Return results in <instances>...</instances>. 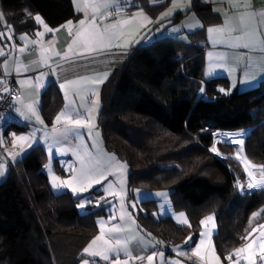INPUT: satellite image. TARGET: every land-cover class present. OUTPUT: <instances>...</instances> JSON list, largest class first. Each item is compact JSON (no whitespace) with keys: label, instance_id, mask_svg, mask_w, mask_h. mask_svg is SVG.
<instances>
[{"label":"trees","instance_id":"trees-1","mask_svg":"<svg viewBox=\"0 0 264 264\" xmlns=\"http://www.w3.org/2000/svg\"><path fill=\"white\" fill-rule=\"evenodd\" d=\"M0 9L17 40L41 29L37 14L53 29L78 16L73 0H0ZM193 9L211 21L205 0H195ZM189 11L170 20L178 22ZM189 36L190 42L162 38L130 52L103 84L100 128L105 146L129 165L132 191L168 190L173 210L189 219L182 225L171 215L156 216L158 199H146L135 214L143 231L161 242L193 247L201 237V221L215 214L216 248L228 264L225 257L247 240L242 237L264 223L263 210L254 222L264 206V189L241 190L238 184L248 171L237 158L242 148L251 165H264V82L232 91L227 77L206 78L200 46L205 32ZM64 106L63 91L52 84L43 94L47 120L52 122ZM215 130L230 131L229 140L245 133L242 146L220 140V155L209 151L218 141ZM46 161L39 145L0 183V264H80L83 249L100 232L98 217L109 214L107 200L96 206L103 193L98 188L80 196L57 192ZM89 196L90 203L84 200ZM81 202L85 210L78 207Z\"/></svg>","mask_w":264,"mask_h":264},{"label":"crops","instance_id":"crops-1","mask_svg":"<svg viewBox=\"0 0 264 264\" xmlns=\"http://www.w3.org/2000/svg\"><path fill=\"white\" fill-rule=\"evenodd\" d=\"M205 1L211 8V21H204L193 9L195 0H118L115 6L122 9L119 13H116L113 8H109L102 9L97 14L96 23L101 29L116 21L129 20L134 13L139 11L143 12V16L147 17L148 21L143 20L142 17H135L131 24L121 23L124 35L118 41H112L113 45L119 44V47L113 46L104 51L89 53L85 52L82 46L74 45L73 53L67 57L64 56V53L79 28L78 21L84 18V12L78 11V8H84L86 0H75V2L73 0L78 16L70 20L72 21L70 26L72 35H69L68 28L62 27L66 22L54 28L59 29L55 32H46L42 25L41 29L34 34H21V36H26L25 40L16 39L13 29L7 24L4 11L0 9V14L3 16V19H0V31L11 33L12 36L11 39L5 36L0 40V49L4 52V55L0 56V81H3L0 83V94L8 90L7 76L15 73L16 83L21 94L16 101V113L25 124L21 130H18L17 127H10L2 134L0 183L7 179L13 165L39 145L45 150L47 156L44 169L51 183L54 185L53 176L60 180L71 179L80 168L79 158L75 154L76 150L82 154L87 148L93 154L100 155L99 165L108 173L106 180L101 184H93L89 190L98 188L103 192L98 197L97 207L103 205V200H107L105 206L110 205L109 214L98 217L99 227L100 223H103L105 229L115 225H119L122 229L114 235L122 242H126L132 257L128 259L121 252L119 258L122 261L128 259V264H131V261L149 264L147 257L156 253L151 264H209L214 252L220 257V264H227L217 251L214 238L216 233L210 239L200 237V240L202 238L204 240L201 256L205 257L204 260H201L188 251L199 245L200 240L193 247H190L188 243L168 244L143 231L135 214L142 210V202L147 199L140 195L148 193H144L142 189L132 191L129 165L105 146L99 122L102 108L101 91L109 75L127 61L130 52L135 48L150 46L162 38L190 42L189 33L204 30L205 38L200 46L204 48L205 52L203 72L206 78L225 76L230 81L232 91L248 90L260 86L264 82V0ZM160 4L163 6L158 8L160 10L156 15L154 14L155 6ZM188 11L189 13L180 21L172 22L170 20L178 13ZM107 12H112V15H106ZM90 18L91 9H89ZM210 29L213 31H209ZM38 32L43 35H37ZM20 48H24L25 51L20 52ZM77 52L84 54L78 55ZM41 53L48 60L46 65L41 62ZM104 73L108 74L106 78ZM93 80H102L103 82L96 85L91 82ZM68 81H78V83L68 84ZM52 84L59 86L64 93L65 106L61 111H66L73 118L85 120L91 115L93 128L73 129L67 139L58 132H54V128L62 129L64 125L56 124L55 118L52 122L48 121L43 112V94ZM62 84L67 86L61 88ZM93 92L96 94L93 95ZM93 101H96L95 107ZM30 108L35 110V114ZM37 115L43 123L37 120ZM13 134L17 137L34 134L30 136L32 146L28 147L22 141L14 143ZM77 134L79 138L73 139V136ZM120 165H126V168H121ZM254 168H258V166ZM252 176L257 181L262 179L259 169L252 172ZM55 183L59 185V181ZM109 185H111L112 192L109 191ZM121 185H123L122 190ZM54 189L57 192L69 191L74 196L89 192L88 190L74 194L70 187L63 185L54 187ZM101 197L104 198L101 199ZM133 200L136 204L135 208ZM83 209L85 210L86 206ZM171 210L172 212L167 215L173 216L178 221L176 214L181 212L173 210L172 205ZM155 214L159 217L163 216L159 212V208ZM260 218L261 213L255 217L254 222L257 223ZM188 223L189 220L187 223L179 224L187 225ZM258 225L260 224L255 225L256 231H252L248 239L238 247H244L255 241L252 249L243 253L239 258L233 256V261L238 260L239 264H248L246 257L250 252H254L253 258L256 260V264H262L259 259L262 230ZM99 246L100 242L96 247ZM161 252L163 253L162 257L159 255ZM181 252L186 254H180ZM85 257L94 258L98 262L104 261L99 256L93 257L86 254ZM137 257H144V259L141 260ZM113 259L115 256L110 254L108 263L111 264ZM228 264L231 262L229 261Z\"/></svg>","mask_w":264,"mask_h":264},{"label":"snow or ice","instance_id":"snow-or-ice-1","mask_svg":"<svg viewBox=\"0 0 264 264\" xmlns=\"http://www.w3.org/2000/svg\"><path fill=\"white\" fill-rule=\"evenodd\" d=\"M75 2V0H74ZM116 3H118V0H86V4L84 8H78V11H83L84 12V18L80 19L78 21L79 28L75 33L74 38L72 39L71 43L69 44L67 50L64 53V56L67 57L70 53H73L74 49L73 46H82L85 52H96V51H104L106 48H111L113 46L119 47V44L113 45L112 41L116 40L118 41L123 35V31L121 30V23L123 24H131L135 17H142L143 20L148 21V18L143 16V12L139 11L133 14V17L130 18L129 20H125L123 22L121 21H116L111 24H107L101 29L97 23V14L102 10V9H109L113 8L116 13H119L122 9L120 7H116ZM175 6V5H174ZM89 9H91V18L89 19ZM106 15H112V12H107ZM167 15V14H165ZM103 18V17H102ZM0 19H3L2 14H0ZM35 21L43 25L44 29L46 32H55L58 31L59 29H52L48 27L47 24L44 23L42 17L37 14L34 17ZM72 21H68L65 25L62 27L68 28L69 29V35H72L71 31V26ZM213 31V30H209ZM222 31V30H220ZM37 35H43V33H37ZM5 36L8 37V39H11V33L8 32H2L0 31V40H2ZM20 40H25L26 36H20ZM33 43H36V41H33ZM126 46V45H124ZM247 47V45H245ZM20 52H24V48L19 49ZM76 54L82 55L84 54L83 52H77ZM4 52L2 49H0V56H3ZM59 55V53H57ZM41 62L43 64H47L48 60L44 57L43 53H41ZM104 77L108 75L107 73L103 74ZM38 79V78H37ZM84 79V78H82ZM93 84L98 85L99 83H102V80H93L91 81ZM0 83H3V81H0ZM68 84H75L78 83V81H68ZM66 84H62L61 88L66 87ZM7 90V89H5ZM220 91H224V89H220ZM96 93L93 92V95ZM227 94V93H226ZM96 101H93V106L95 107ZM67 108V105H66ZM33 111V114H35V110L31 109ZM19 111V110H17ZM2 118V117H0ZM37 120L40 123H43V121L40 120L39 116L37 115ZM93 117L89 115L86 120L85 119H80V118H73L72 115H69L66 113V111H61L56 117H55V123L56 124H63L64 127L62 129H55L54 132H58L62 137L65 139L68 138L69 134L72 132L73 129L76 128H93L94 124L92 123ZM245 133L241 132L238 133L237 135L242 137ZM34 135V134H30ZM226 136L228 134H225ZM30 136H15L14 137V143L16 141H22L27 144L28 147H31V140ZM79 135L77 134L76 136H73V139H78ZM230 142L233 143H239L243 144V139H235L232 138ZM219 143L217 141L214 143L209 151L216 153L217 155H220V152L216 146V144ZM243 149L241 148L237 152V158H240V152H242ZM75 154L78 156L79 161H80V168L79 171L77 172L76 175H73L71 179L68 180H60L58 177L53 176L52 179L54 181V187H57L59 185L67 186L70 187L72 192L74 194L76 193H83L88 191L93 184H101L102 181L106 180L108 177L107 171L99 165V161L101 160L100 155L98 154H93L92 152L88 151L87 148L83 151L81 154L79 150H76ZM245 164H246V171H248V175L250 177L248 183H247V188L248 189H264V165L258 166L260 175L262 177L261 180L259 181H254L252 177V172L249 170L251 168L257 167L255 165H251L250 162H248L245 159ZM121 168H126V165H120ZM59 181V185H57L55 182ZM238 186L243 190V185ZM109 191L112 192L111 185L108 186ZM123 189V185H121V190ZM158 196H164L166 195L165 193H158L156 194ZM104 197H101L103 199ZM85 201L91 202L92 197H85ZM99 204V201H97V205ZM78 207L84 208L85 203L81 202L78 204ZM135 207V205H133ZM183 216V214H181ZM112 219H115V217H112ZM123 219V217H121ZM213 217L208 216L206 220H202L201 224L206 225L208 222L212 221ZM182 223H187V220H182ZM258 227L262 230L261 231V243H260V261L262 264H264V224L258 225ZM121 227L119 225L112 226L108 229H105L104 224L100 223V234L97 235L91 242L83 249V252L93 256L97 257L99 256L102 260L104 261H109L110 260V254L112 256H115V259L111 261V264H128V259H131V253L128 250L126 246V242H122L116 235V233H119L121 231ZM252 231H256V229H253ZM251 233H249V236ZM201 236H205V233H201ZM107 237V238H106ZM188 240H191V236L187 238ZM242 239H248V236L242 237ZM98 242H100V246L96 247L98 245ZM255 241L252 243H249L245 245L244 247L238 248L235 250L234 253L229 254V256L225 257L228 261L231 262V264H239V261H233L232 257H241V255L250 249H252L253 244ZM204 245V240L201 239L199 242V245H197L194 249H189L188 251L191 252V255L199 257L201 260H204L205 257L201 256V248ZM123 252L124 255L128 259H124L123 261L119 258L120 253ZM180 254H186L184 252H181ZM157 255L156 253H153L152 255H149L147 257V260L149 264H151L153 257ZM159 255L162 257L163 253H159ZM254 257V252H250L249 255L246 257L248 260V264H256V260L253 258ZM138 259L143 260L144 257H137ZM83 264H89L87 260L83 261ZM209 264H220V257L217 256L214 252L212 254L211 260Z\"/></svg>","mask_w":264,"mask_h":264},{"label":"built area","instance_id":"built-area-1","mask_svg":"<svg viewBox=\"0 0 264 264\" xmlns=\"http://www.w3.org/2000/svg\"><path fill=\"white\" fill-rule=\"evenodd\" d=\"M8 77V90L0 94V144H2V134L3 132L15 126H21L22 120L18 117L16 113V101L20 97V91L16 83V74L12 73ZM217 134L220 140H228L231 132L230 131H219ZM225 134H228L227 136ZM248 161V160H247ZM250 162V161H248ZM250 164H252L250 162ZM246 165V164H245ZM250 170V169H249ZM251 171V170H250ZM254 181H257L253 176L251 177ZM250 177L248 175L245 181H241L243 187H247V183ZM131 264H141L139 261H131Z\"/></svg>","mask_w":264,"mask_h":264},{"label":"rangeland","instance_id":"rangeland-1","mask_svg":"<svg viewBox=\"0 0 264 264\" xmlns=\"http://www.w3.org/2000/svg\"><path fill=\"white\" fill-rule=\"evenodd\" d=\"M215 133H218V130H215ZM220 137L218 138V141H219ZM240 138H242L244 140V137H240ZM226 141L230 142L229 139L226 140ZM239 145L242 146L241 144H239ZM240 159L245 164L246 157H245V153H243V151H242V153H240ZM118 171H119V168H118ZM142 191L144 193H148V194L140 195L141 197L147 198L148 200H151V198L158 199L159 212L163 215V217H165L167 215V213H171L172 212V210H171V205H172L171 204V198H170L168 190H157V191H154V190H142ZM158 193H165L166 195L158 196V195H156ZM132 203L134 205H136L134 200L132 201ZM262 208H264V206ZM262 208L260 209L259 212H257L254 215V217H256L262 210L264 211V209H262ZM181 214H183V216H181ZM209 216H212L213 220L208 222L206 225H203V233H205V236H203V237H205V239H210L212 237V235L217 232V224H218V222H217V219H216V215L215 214H211ZM207 217H205L203 220H206ZM176 218L178 220L177 222H179V223H182L181 221L185 220V219L187 221L189 220L185 213H177L176 214ZM83 255H84V257H83V259L81 261L82 264H83L84 260H87L89 262V264H109L108 261L98 262V260H95L94 258H86L85 257L86 253H84V252H83Z\"/></svg>","mask_w":264,"mask_h":264}]
</instances>
